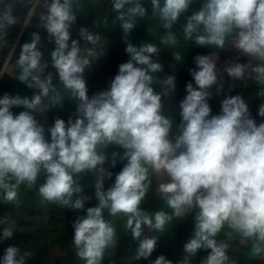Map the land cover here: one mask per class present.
Instances as JSON below:
<instances>
[{
  "label": "clouds",
  "instance_id": "obj_1",
  "mask_svg": "<svg viewBox=\"0 0 264 264\" xmlns=\"http://www.w3.org/2000/svg\"><path fill=\"white\" fill-rule=\"evenodd\" d=\"M75 2L43 0L44 11L40 15L49 41L55 44L52 67L77 102L75 119L70 117L66 123L56 118L46 130L36 118L35 113L43 115L49 106L61 105L62 97L55 92L52 74L45 75L47 64L42 63L41 36L33 32L31 41L20 48L16 61L20 73L16 79L36 91L31 97L7 93L0 97L3 201L18 207L19 186L31 188L44 173L45 179L38 188L42 202L83 209L90 198L83 194L78 177L94 172L98 205L87 208L86 215L73 223L76 256L84 264H101L116 236L113 224L104 217L107 209L113 217L126 216V228L134 240H139L133 260L148 259L159 238L143 235L145 227L163 232L172 219L162 210L149 214L140 207L151 183V172L161 179L158 193L176 217L195 212L194 230L183 245L184 257L178 264H190V258L201 249H210L201 264H228V245L216 240L225 226L243 239L256 241L253 253L259 256L264 252V122L257 125L240 95L222 100L220 114L211 115L208 100L211 89L218 85L217 59L198 55L196 69L190 70L196 87L192 83L186 85L187 95L179 104L181 122L173 137L174 120L164 113L162 94L153 87L159 79L155 74L163 71V66L156 59L158 47L151 43H128L125 51L130 59L119 65L107 90L90 98L85 69L99 56L91 49L82 50L79 40L72 39ZM192 4L193 0H151L153 15L167 31L162 43L177 45L170 30ZM112 7L125 36L136 26L135 17L147 15L140 0H112ZM15 23L10 14L0 16V34ZM183 32L186 39L199 46L234 47L240 55L249 57V63L234 62L224 71L234 80L251 75L264 85V0H203L198 9L187 15ZM79 36L94 46L101 44V37L86 27L80 28ZM176 58H180L179 54ZM175 79L173 75L163 79V96L175 90ZM50 92L55 95L45 105L42 100ZM257 95L264 97V87ZM13 107L26 111L14 115ZM258 114L264 117V104ZM46 132L50 138H46ZM111 145L124 150L122 155L111 154L113 166L118 155L127 163L105 191L104 177L112 176L104 167L108 160L106 150ZM14 223L8 217L0 219V238L13 237ZM30 255L11 245L5 249L0 264H27ZM152 264L173 262L160 255Z\"/></svg>",
  "mask_w": 264,
  "mask_h": 264
},
{
  "label": "crops",
  "instance_id": "obj_2",
  "mask_svg": "<svg viewBox=\"0 0 264 264\" xmlns=\"http://www.w3.org/2000/svg\"><path fill=\"white\" fill-rule=\"evenodd\" d=\"M202 2L203 0H193L188 13L183 14L171 28L170 31L178 40L177 45L173 47L162 43V37L167 34V31L163 28L162 21L153 15L151 0H140L142 6L147 10V15L143 18H134L136 26L127 36L120 28L121 21L117 19L118 14L113 10L112 3L105 0H76L73 4L76 22L70 27L72 39L79 40L82 50L91 49L99 56V59H92L91 66L85 69L84 78L87 82L88 96L91 98L94 94L108 89L111 80L119 71V65L130 59L125 51L128 43L134 46H139L142 43L154 44L159 49V56L156 59L163 66V71L155 74L159 79L153 84V87L155 91L162 94L164 113L174 120L172 129L174 137L181 122L179 104L187 95L186 85L192 83L196 87L190 71L196 69L195 57L209 55L215 48V46H199L194 41L186 39L183 32L187 15L198 9ZM43 11V0H0V16L10 14L16 21L14 25L7 28L5 33L0 34V97H3L5 93L10 96L31 97L36 91L16 79L20 73L16 61L21 46L31 41L33 32L38 33L41 36L42 63L47 64L45 75L52 74L55 92H59L62 97L61 105L49 106L43 115L35 113L37 120L47 130L54 124L56 118L63 119L66 123L70 117L74 120L77 102L64 89L52 67L51 52L54 50L55 44L49 41L48 33L44 30L40 20ZM81 27H86L93 34H98L101 37V44L94 46L82 40L79 36ZM177 54L180 56L179 59L176 58ZM169 75L176 77L175 90L171 95L163 96L162 81ZM261 87L264 85H259L251 75L246 76L244 80L231 81L219 96L213 87L208 100L212 109L211 115L220 114L222 100L240 95L248 104L251 118L259 125L264 122V117L258 114L260 105L264 104V97L257 95ZM55 92H50L49 97H44L42 103L49 104L50 97L54 96ZM11 111L14 115H18L26 109L13 107ZM46 138H50L47 132ZM123 151L122 148L115 145L109 146L106 150L108 160L104 167L112 173V176L110 179L107 176L104 177L105 191L114 184L116 174L127 163L126 160L119 158ZM113 152L119 153L114 166L111 155ZM44 179L45 174L41 173L36 184L31 188L24 184L19 186L18 207L5 203L0 196V219L8 217L10 221H15L11 225L14 232L13 237L10 239L0 238V258L3 257L7 247L15 245L20 248L22 254L25 252L31 254L27 258V264H84V261L80 260L74 251L73 223L78 217L86 215L87 208L98 205L94 188L97 174L86 172L79 175L78 182L83 187V194L90 198L85 201L84 208L79 210L68 207L61 208L55 204L42 202L38 188ZM149 180L151 183L145 199L140 205L141 209L149 214L162 210L172 217L165 225L163 232L149 231L145 227L143 235L159 238L156 249L148 259L133 260L139 240H134L131 231L126 228L127 217L123 215L113 217L105 209L104 217L113 224L116 236L113 245L106 250L101 264H152L160 255L171 260L173 264H178L183 259V245L192 236L194 230L195 212L184 218L176 217L173 214V209L158 193L161 179L150 172ZM2 227L0 226V237H2ZM216 240L218 243L228 245V264H264V252H261L259 256L253 253V244L256 241L243 239L227 226L217 235ZM261 247L264 248V244ZM209 252L210 249L198 250L197 254L190 258V264H201Z\"/></svg>",
  "mask_w": 264,
  "mask_h": 264
},
{
  "label": "built area",
  "instance_id": "obj_3",
  "mask_svg": "<svg viewBox=\"0 0 264 264\" xmlns=\"http://www.w3.org/2000/svg\"><path fill=\"white\" fill-rule=\"evenodd\" d=\"M106 2L112 3V0H105ZM209 55H212L214 58L217 59V68L219 70L218 73V85L214 86L216 93L221 94L229 85L231 81L234 79L228 76V74L224 71V68L230 66L231 63L239 62L241 64L249 63V57L240 55L236 49L232 46H228L223 49H218L215 47L211 50ZM255 64L256 62L253 61ZM217 88L220 90L217 91Z\"/></svg>",
  "mask_w": 264,
  "mask_h": 264
}]
</instances>
